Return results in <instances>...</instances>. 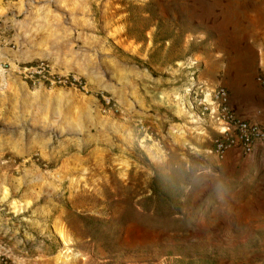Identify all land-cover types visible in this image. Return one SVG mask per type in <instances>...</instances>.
<instances>
[{
    "label": "rangeland",
    "instance_id": "1",
    "mask_svg": "<svg viewBox=\"0 0 264 264\" xmlns=\"http://www.w3.org/2000/svg\"><path fill=\"white\" fill-rule=\"evenodd\" d=\"M260 23L264 0H0V264H264V150L210 153L201 108ZM189 156L181 215L145 211Z\"/></svg>",
    "mask_w": 264,
    "mask_h": 264
},
{
    "label": "built area",
    "instance_id": "2",
    "mask_svg": "<svg viewBox=\"0 0 264 264\" xmlns=\"http://www.w3.org/2000/svg\"><path fill=\"white\" fill-rule=\"evenodd\" d=\"M258 82L264 95V78L259 77ZM201 108L218 129L212 139L210 153L224 157L229 150L235 149L243 155H250L256 145H264V127L236 113L224 85L217 86L212 92L211 102L201 104Z\"/></svg>",
    "mask_w": 264,
    "mask_h": 264
},
{
    "label": "crops",
    "instance_id": "3",
    "mask_svg": "<svg viewBox=\"0 0 264 264\" xmlns=\"http://www.w3.org/2000/svg\"><path fill=\"white\" fill-rule=\"evenodd\" d=\"M259 27L260 31L256 35H261V40L248 43L246 51L236 53L235 59L238 62L229 69L233 78L225 80L222 85L230 93V103L236 113L247 121L264 127V97L248 72L249 69H256L260 75H264V23H260ZM261 150H264V145L258 144L253 154Z\"/></svg>",
    "mask_w": 264,
    "mask_h": 264
},
{
    "label": "trees",
    "instance_id": "4",
    "mask_svg": "<svg viewBox=\"0 0 264 264\" xmlns=\"http://www.w3.org/2000/svg\"><path fill=\"white\" fill-rule=\"evenodd\" d=\"M264 78V75H261ZM187 170L182 174L183 179H179L176 173L170 171L166 174L154 173L148 184L146 197L143 199L142 208L152 213L166 218L180 216L185 207V187L191 182L194 174L207 167L205 161L198 157H188Z\"/></svg>",
    "mask_w": 264,
    "mask_h": 264
}]
</instances>
